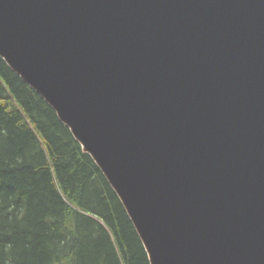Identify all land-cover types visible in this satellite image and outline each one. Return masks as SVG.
I'll use <instances>...</instances> for the list:
<instances>
[{"label": "water", "instance_id": "95a60500", "mask_svg": "<svg viewBox=\"0 0 264 264\" xmlns=\"http://www.w3.org/2000/svg\"><path fill=\"white\" fill-rule=\"evenodd\" d=\"M0 57L150 264H264V0H0Z\"/></svg>", "mask_w": 264, "mask_h": 264}, {"label": "trees", "instance_id": "16d2710c", "mask_svg": "<svg viewBox=\"0 0 264 264\" xmlns=\"http://www.w3.org/2000/svg\"><path fill=\"white\" fill-rule=\"evenodd\" d=\"M0 264H150L93 158L1 57Z\"/></svg>", "mask_w": 264, "mask_h": 264}]
</instances>
